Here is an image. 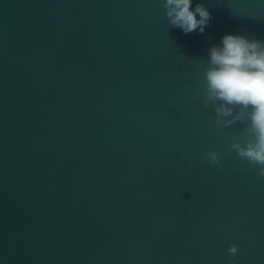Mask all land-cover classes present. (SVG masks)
<instances>
[{
    "label": "water",
    "instance_id": "1",
    "mask_svg": "<svg viewBox=\"0 0 264 264\" xmlns=\"http://www.w3.org/2000/svg\"><path fill=\"white\" fill-rule=\"evenodd\" d=\"M197 3L202 34L163 0H0V264H264V178L199 97L264 0Z\"/></svg>",
    "mask_w": 264,
    "mask_h": 264
},
{
    "label": "clouds",
    "instance_id": "2",
    "mask_svg": "<svg viewBox=\"0 0 264 264\" xmlns=\"http://www.w3.org/2000/svg\"><path fill=\"white\" fill-rule=\"evenodd\" d=\"M191 2L163 0L164 14L169 24L183 33L202 34L211 14L202 3L192 10ZM199 97L215 113L221 129L242 126L241 139L231 142L229 148L264 178V39L226 34L219 46H210ZM203 158L220 165L223 153L206 151ZM237 252L236 244L227 248L233 258Z\"/></svg>",
    "mask_w": 264,
    "mask_h": 264
}]
</instances>
